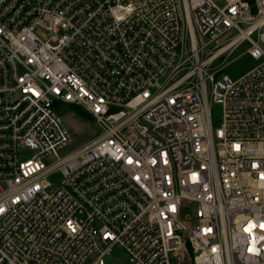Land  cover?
Listing matches in <instances>:
<instances>
[{
    "label": "built area",
    "instance_id": "2783aa9c",
    "mask_svg": "<svg viewBox=\"0 0 264 264\" xmlns=\"http://www.w3.org/2000/svg\"><path fill=\"white\" fill-rule=\"evenodd\" d=\"M65 104L101 131L60 154ZM117 246L264 264V0H0V264Z\"/></svg>",
    "mask_w": 264,
    "mask_h": 264
},
{
    "label": "rangeland",
    "instance_id": "374dc122",
    "mask_svg": "<svg viewBox=\"0 0 264 264\" xmlns=\"http://www.w3.org/2000/svg\"><path fill=\"white\" fill-rule=\"evenodd\" d=\"M246 45L243 44L240 49L231 54L225 61L226 66L223 69V73H227L234 78H237L251 69L257 64V60L250 57L248 54H243ZM61 117L69 129L73 142L65 149L60 150V154L67 153L76 147H78L84 141L93 138L101 131L97 123L92 118H86L79 114L70 105L65 104L60 107ZM212 115L214 124L221 118V106L213 104ZM55 158H49V161H54ZM60 173L54 174V179L60 178ZM108 264H129L130 256L122 247H115L113 255L107 257Z\"/></svg>",
    "mask_w": 264,
    "mask_h": 264
},
{
    "label": "trees",
    "instance_id": "16d2710c",
    "mask_svg": "<svg viewBox=\"0 0 264 264\" xmlns=\"http://www.w3.org/2000/svg\"><path fill=\"white\" fill-rule=\"evenodd\" d=\"M72 108H74L79 114L83 115L86 118H90V116L83 111V109H81L80 107L74 106V105H70Z\"/></svg>",
    "mask_w": 264,
    "mask_h": 264
}]
</instances>
